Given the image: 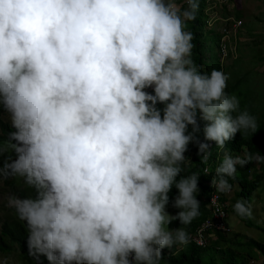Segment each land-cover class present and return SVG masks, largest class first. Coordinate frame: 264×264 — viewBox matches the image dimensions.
<instances>
[{"label": "clouds", "instance_id": "1", "mask_svg": "<svg viewBox=\"0 0 264 264\" xmlns=\"http://www.w3.org/2000/svg\"><path fill=\"white\" fill-rule=\"evenodd\" d=\"M183 4L0 0V110L14 129L0 141V187L20 178L35 192L7 198L26 222L29 256L49 264H160L163 249L184 245L167 254L176 255L195 245L190 236L209 216L189 234L164 228L200 215L199 175L180 177L190 143L206 185L231 190L227 208L239 196V185L228 182L236 166L264 161L227 151L226 141L255 132L257 120L225 91L226 74L198 70L185 27L199 0ZM225 8L220 16L235 19V12L221 15ZM9 151L15 158L2 159ZM221 159L217 169L208 164ZM233 207L252 216L244 200Z\"/></svg>", "mask_w": 264, "mask_h": 264}, {"label": "rangeland", "instance_id": "2", "mask_svg": "<svg viewBox=\"0 0 264 264\" xmlns=\"http://www.w3.org/2000/svg\"><path fill=\"white\" fill-rule=\"evenodd\" d=\"M235 1L237 5L229 2V8L221 10V15L224 14L226 16L227 14H231L234 17V12L242 15L240 20L243 21L244 25L242 33L237 38L243 37L244 39L236 42L235 58L228 55L227 60L223 64V70L220 71L229 77L226 82L227 87L232 89L231 95H235L239 99L241 111L247 110L253 116L256 113L257 126H261L264 125V0ZM176 3L183 4V0H176ZM233 8L238 11H233ZM227 10H230V12L228 13ZM216 11H220V8H217ZM187 26L188 23L186 22L185 31H187ZM205 34L208 36L212 34L207 25L205 27ZM215 51H217V48ZM203 69H205V66ZM213 69H216L215 65L209 67L208 73L210 74ZM158 106L162 107V105ZM3 121L9 123L6 113H3ZM247 132L250 136L252 135L251 130ZM0 133H2L1 128ZM185 156L186 159L181 165L183 171L180 175L185 173L189 167L187 159L188 151L185 153ZM238 157L243 159L244 154H238ZM248 179L250 182H260V188L252 195V202L250 204L252 216L250 218L255 225L264 228V161L254 160ZM26 188L20 178H14V182L10 184H7L5 181L3 182L2 187H0V230L2 225L7 222L20 223L27 226L25 221L18 219L14 209L7 207L8 196H19L21 192L27 190ZM239 199L240 195L237 196V193H235L227 208L226 223L228 234L222 237L224 241H221V250L217 251L215 247V243L219 242V240L212 243L204 258L206 263L225 264L220 256V254L224 253L226 257L235 255V258L240 259V262L245 261L246 264H264V249H259V252V250H253L254 247L252 246L253 242H258L264 248V229L248 226L242 219H239L233 208ZM167 210L171 214H175L178 211V209H173L171 206ZM190 225H182L179 221H174L170 225L165 224L164 228L165 230L182 228L188 233ZM183 247L185 246L174 244L170 249H163V253L171 254ZM11 248L10 252H3L0 249V264H36L37 260L29 256L28 252L22 251L16 245H12ZM227 249L232 252L230 255L226 253ZM39 258L44 264H49L46 257L40 256Z\"/></svg>", "mask_w": 264, "mask_h": 264}, {"label": "trees", "instance_id": "3", "mask_svg": "<svg viewBox=\"0 0 264 264\" xmlns=\"http://www.w3.org/2000/svg\"><path fill=\"white\" fill-rule=\"evenodd\" d=\"M231 3H236L235 0H228ZM207 0H199V9L196 12V18L193 21H186L188 23L187 31L191 32L193 35V39L191 41L192 43V50H191V59L198 67V70L201 73H208L209 67L211 65L216 66V70L220 71V55L219 52L215 51L216 48H218V41L220 39L219 34L213 33L209 36L205 34V27H206V17H205V8H206ZM183 7H187L186 4L183 5ZM236 18H239L240 15L236 14ZM211 39V40H210ZM205 66L206 70L203 69ZM209 74V73H208ZM230 88L226 87L225 91L231 95ZM149 91V90H148ZM256 116V113H255ZM203 127V122H201V128ZM0 128L2 133H0V141L6 142L8 139V132L10 130H14L10 128V123H7L3 121V112L0 110ZM189 131H191V127L189 126ZM252 137L248 134V132L243 133H237L235 138L229 141H226V149L231 154L232 157H236L237 154L243 153L244 158L247 159L248 156H256L259 154L260 156H264V125L257 126V129L255 132L252 131L251 133ZM199 137L201 140H203V134L202 132L199 133ZM219 149L217 150V152ZM195 153L196 157L194 159L193 164L191 167L183 174L180 175V177H189L192 174L196 173L199 175V181L198 186L200 188V191L196 194L197 199L200 201L199 206V213L200 215L192 220L189 226V232L193 231L194 228L200 224L206 217L209 215V211L206 209L207 201L212 196V187L210 185H206V180L201 177V168L203 164L199 161L197 157V147L193 144H189L188 147V157L190 154ZM14 159V153L7 152L4 154L2 159ZM223 159H221L219 162H214V168H218L220 164L222 163ZM254 160L247 163L246 166L241 167L240 165H237V171L235 173L234 177L228 178V182L230 185L233 183H237L239 185V200H244L249 205L252 202V195L255 191H257L260 188V182H250L249 181V175L251 172V166ZM178 177V179L180 178ZM7 184H10L14 182V178H10L8 180H5ZM27 190L24 192H21L19 194V197L21 198H27V197H34L35 192L32 189L26 188ZM177 190L175 187H173L172 191L170 192V196H174L176 194ZM234 208V207H233ZM239 217V216H238ZM239 219H242L248 226H255L258 228L263 227L259 225H255L253 221L250 219V217H239ZM188 232V234H189ZM219 234V232H218ZM224 234H219V242L215 243L216 250L221 245V241H224L223 238ZM27 232L25 230V227L21 224H13V223H5L2 225L1 232H0V248L3 251H8L10 249L9 242L12 244H16L19 246L22 250L27 249ZM212 241L210 242V244ZM214 243V242H213ZM212 245V244H211ZM210 246L206 250L200 249L196 247L195 245L191 244L186 246V248L179 252L176 255H167L164 254L160 264H214L213 262L206 263L204 261V258L207 255V250L210 249ZM252 246L254 247L253 250L258 251L263 250V246L258 242H253ZM259 250V252H260ZM226 253L230 255V252L228 249L226 250ZM221 259L225 262V264H246L245 261L240 262V259L237 257L235 258V255L232 256H225L224 253L220 254ZM226 257V260L224 258Z\"/></svg>", "mask_w": 264, "mask_h": 264}, {"label": "built area", "instance_id": "4", "mask_svg": "<svg viewBox=\"0 0 264 264\" xmlns=\"http://www.w3.org/2000/svg\"><path fill=\"white\" fill-rule=\"evenodd\" d=\"M229 6L230 4L228 0H207L205 10L207 26L212 32L218 33L221 36L219 50L222 59L227 58L228 55L235 58L236 42L242 41L237 38V36L240 29H242L243 21L232 17L222 18L218 11H216L217 8H229ZM211 149H213L212 144L210 150ZM214 162L215 160H209V166H213ZM205 169H207V172L204 170V174L210 176V169L208 167ZM230 192L231 190L227 192H219L213 186L212 196L207 205L210 214L199 226L196 227L193 235L190 236L189 242L194 243L198 247L207 248L212 239H214L216 235H219L218 232L227 234L228 226L226 224V208L228 205L227 198Z\"/></svg>", "mask_w": 264, "mask_h": 264}, {"label": "water", "instance_id": "5", "mask_svg": "<svg viewBox=\"0 0 264 264\" xmlns=\"http://www.w3.org/2000/svg\"><path fill=\"white\" fill-rule=\"evenodd\" d=\"M149 91H151L150 89H149ZM7 223H9V222H7ZM5 224V223H4ZM13 224H16V223H13ZM17 224H20V223H17ZM21 225H23V224H21ZM24 227H25V230H26V232H27V235H28V230H27V226H25V225H23ZM0 232H1V230H0ZM12 245H16V244H12V243H10L9 242V246H10V249L8 250V251H3L1 248V251H3V252H10L11 251V246ZM17 246V245H16ZM18 248L19 249H21L19 246H18ZM22 250V249H21ZM22 251H24V250H22ZM26 252H28V247H27V249L25 250ZM36 259V258H35ZM37 261H36V264H44V262L39 258V259H36Z\"/></svg>", "mask_w": 264, "mask_h": 264}]
</instances>
